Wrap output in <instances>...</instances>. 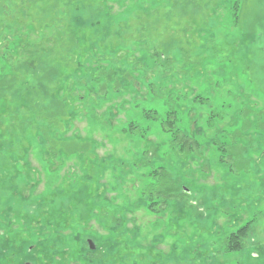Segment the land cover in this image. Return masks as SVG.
<instances>
[{"label": "rangeland", "instance_id": "obj_1", "mask_svg": "<svg viewBox=\"0 0 264 264\" xmlns=\"http://www.w3.org/2000/svg\"><path fill=\"white\" fill-rule=\"evenodd\" d=\"M55 1L41 0L46 19L50 14L56 20L51 33L67 35L72 23L80 28L78 36L93 48L84 54L93 62L82 60L89 72L105 73L109 80L117 72L130 77L124 59L133 64L129 72L144 70L134 69L136 79L120 76L122 81L113 82L123 98H135L128 104L139 124L148 119L136 115L135 102L137 110L166 111L165 96L147 94L145 71L157 93L173 88L163 79L176 75V99L185 110L176 115L179 135L151 134L144 151L123 130L126 123L110 118L109 125L100 114L109 103L95 104L101 115L96 120L73 118L86 89L75 96L63 93L74 100L66 105L73 123L66 133L45 124L43 116L35 120L31 100L27 105L1 91L0 264H264V0ZM38 2L0 0V90L7 82L18 85L10 70L39 68L41 60L18 57L21 40L13 34L26 12L37 16ZM64 22L67 27L56 26ZM34 33L30 36L38 38ZM66 37L61 45L47 46L53 49L50 63V57L66 56ZM58 70L70 72L59 65ZM77 73L81 84L93 86V74ZM106 85H95L93 92H104ZM47 129L66 141L57 143L66 154L52 164L57 168L52 173L38 153ZM145 158L164 169L153 190L165 184L171 191L158 198L159 213L141 194ZM241 225L247 229L245 246L230 250V233Z\"/></svg>", "mask_w": 264, "mask_h": 264}, {"label": "trees", "instance_id": "obj_2", "mask_svg": "<svg viewBox=\"0 0 264 264\" xmlns=\"http://www.w3.org/2000/svg\"><path fill=\"white\" fill-rule=\"evenodd\" d=\"M37 1V0H32ZM55 1V0H54ZM107 1V0H105ZM56 2V1H55ZM43 3L38 2L35 8L37 9V16L32 18L27 12L21 19L18 20V29L17 31H14V38H18V40H21V44H19V48L17 50V53L19 54V58H23L25 56H33L35 59L41 60L39 62V68L34 70L33 72L28 71H21L20 68L16 70H10L11 76H15L17 78L18 82V87L17 86H12L10 82H7L6 84H3V88L0 90V97H2V92L6 91L9 92L18 98H23L26 99V103L28 105L29 100L32 101L31 107L32 111L29 110V107L27 109L31 112V115L35 120H44L45 124L50 125V127H54V130H57L59 132H67V129L69 126H72V119L69 117L68 114V109L66 107L69 102H73L74 100L71 99L69 95H64L63 93H69L72 96H75V91L76 90H85L86 95L84 94L82 97L83 104H81V110H77V113L73 115V118H79V119H93L96 120L98 116H103V114H106L107 119L106 122L110 125V120L111 119H116V125L121 124L123 125L126 123V126H122L123 130L128 132L130 135H133L136 137V139L140 140L141 144L143 143V149L144 151H147L150 142H149V137L151 134L154 135H163V136H170L174 137L175 135H179V130H177L176 124V115L179 116L178 114H181L185 110V105L184 104H179V102L176 99L177 96V91L178 89L174 88L175 79L176 75L174 74H168L166 79H163L166 81L171 87L167 93H162V92H155L152 88L154 82H150L147 79V71H145L144 76L141 78L142 83L146 84L147 91L152 99V97H160V96H165V106H166V111L162 115L157 112L155 109H147V108H137L138 105L136 106L135 102L134 107L136 112V115L140 117H144L148 119V122L145 125L139 124V120L135 119L133 115H131V105L128 102H133L135 98L133 96H129L128 98H123L124 93L123 90L118 88H114V81H117V78L122 81V78H119L120 76H123L120 72H117V75L114 76L115 79H108V75L105 73H91L88 71V66L86 64V61L82 60H89L90 63L93 62L94 57H85L86 54H90L93 52V48H89V43L87 41H83L80 39V37L77 34V31L80 30H74L75 25L73 24V29L69 30L67 32V35L65 34L64 36L66 37L64 40L67 41L68 49H67V54L65 57H62L61 59L57 60L56 58L53 59L50 57V60L52 61L50 63L48 57L52 54V48L49 46V49L47 48L48 45L51 44L53 47V43L55 44H60L62 37H64L62 34L57 33L56 31L54 33H51L53 29H55V19L53 18L52 15L48 14V18L46 19L47 16H45L47 13L45 11V6L42 5ZM54 4V3H53ZM52 5V4H50ZM56 4L54 5V7ZM19 12H21L19 10ZM23 18L25 19L24 22H22ZM34 21L38 22V25L36 26L34 24ZM75 22L81 23V20L79 18L74 20ZM62 22V21H61ZM68 22H64L62 24L56 25L57 27L61 28L62 27H67ZM74 30V31H73ZM35 32V35H38V38L34 39L33 37L30 36L31 32ZM53 34V35H52ZM50 40V41H47ZM53 41V42H52ZM98 45V44H96ZM126 51V50H125ZM72 53L73 56L70 54ZM148 53V51H147ZM76 54V55H74ZM118 54V53H117ZM126 55V54H125ZM15 57V55H12ZM52 58V59H51ZM118 58V55H117ZM47 59V60H46ZM70 59L71 66L65 65L66 61ZM9 60V59H8ZM81 60V64L77 63V61ZM110 58L105 59L104 62L110 63ZM121 60V59H118ZM127 62L128 67H124V72H127V75L130 77H124L126 80L129 79H136L133 77L132 73L136 67H134L132 72H129L131 70V62L129 60L124 59L121 63ZM134 63V62H133ZM58 65L61 66V68H66L67 71L70 69L69 73L61 74L59 73L58 70ZM133 65V64H132ZM114 66V65H113ZM115 67V66H114ZM40 68L44 69L43 71H39ZM116 68V67H115ZM137 70H140L142 73L144 70L141 68H136ZM154 70L155 68L152 67ZM77 71H79L80 75H91V80L93 86H88V84L84 85L80 83V78L78 76ZM114 71V68H113ZM106 72V71H104ZM61 74V75H60ZM147 74V75H146ZM178 74V73H177ZM67 76V77H66ZM63 79H60V78ZM72 80V83H70V80ZM78 79V80H75ZM62 80V82H59ZM101 84H107L105 86V91L102 93L96 94L93 91H96L97 89L100 88ZM96 85V90H94V86ZM24 86V91L21 89ZM123 88V87H122ZM102 90V89H101ZM100 90V91H101ZM111 90V91H110ZM38 93H41L40 95H37ZM20 96V97H19ZM98 97L97 99H93V97ZM116 97H120V100H117ZM5 96H3V99ZM70 99V100H69ZM18 99H11L10 102L14 101V103L17 102ZM19 99V104H20ZM96 100V101H95ZM206 99H204V103H206ZM68 102V103H67ZM103 103H109V105L105 108L103 112L100 114L97 113L96 111V105L101 106ZM185 103L187 101L185 100ZM96 104V105H95ZM127 104L129 107H127ZM30 105V103H29ZM95 105V106H93ZM168 107V109H167ZM129 108V111H128ZM145 113L142 115L140 111H144ZM29 112V115H30ZM34 113L36 114L34 117ZM132 116L130 118V115ZM119 114H127L126 116L124 115L123 117H119ZM30 115V116H31ZM119 115V116H118ZM161 115V116H160ZM43 116V118H42ZM118 116V117H117ZM46 118V119H45ZM111 118V119H110ZM30 121V120H29ZM61 122V125L59 123ZM153 123L156 125H153ZM30 126V124H29ZM45 127V126H44ZM153 128L154 131H153ZM63 130V131H61ZM69 131V130H68ZM29 132V131H28ZM45 133H42V135L39 137L41 140V146L38 148V153H39V158L43 163H46L45 170L49 173H52L53 171H57V168H52V164L60 162L58 159H61V154H66V149L62 146H58L57 143H64L66 141L58 140L60 136L55 135V137H51L48 135V129L47 131H44ZM67 139V138H65ZM152 143V142H151ZM54 144V150L51 147V145ZM223 145V143H222ZM60 147V148H58ZM52 148V149H51ZM223 149V147H222ZM58 150V151H57ZM174 153L177 154H182L178 153L175 148H173ZM58 153V154H57ZM181 156V155H180ZM145 163L148 167V171L146 174L142 175V179H145L146 181L143 182V186L141 188V194L146 202V205L149 209L159 213L160 210L162 209L160 206L161 203H159L158 198L165 197L166 199L168 196H170V190L166 189V185L163 184L164 188H159L157 187L156 190H153V186H155L156 182L162 183V178L159 179V175L162 173L164 170L162 166L158 167L156 164L153 165L154 161H151L148 158H145ZM221 161V160H220ZM151 163V164H150ZM131 164H136L135 159L131 161ZM138 164V163H137ZM144 166V165H143ZM164 174V173H163ZM148 180V181H147ZM151 181H154L151 183ZM165 183L168 181H164ZM174 190H172L173 193ZM11 198V197H10ZM163 199V201H164ZM246 225H241L235 228L234 231L230 233V235L233 236V242L231 245L228 247L230 250H238L241 249L245 246L244 243V237L246 236ZM245 229V230H244ZM93 243V242H92ZM89 247V246H88ZM26 264V263H25Z\"/></svg>", "mask_w": 264, "mask_h": 264}, {"label": "water", "instance_id": "obj_3", "mask_svg": "<svg viewBox=\"0 0 264 264\" xmlns=\"http://www.w3.org/2000/svg\"><path fill=\"white\" fill-rule=\"evenodd\" d=\"M87 244H88L90 249L94 248V245H93V243H92V241L90 239L87 240Z\"/></svg>", "mask_w": 264, "mask_h": 264}]
</instances>
